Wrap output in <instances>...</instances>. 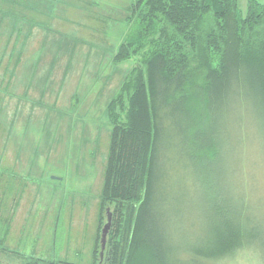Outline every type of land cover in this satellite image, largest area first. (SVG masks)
Listing matches in <instances>:
<instances>
[{"label": "trees", "instance_id": "16d2710c", "mask_svg": "<svg viewBox=\"0 0 264 264\" xmlns=\"http://www.w3.org/2000/svg\"><path fill=\"white\" fill-rule=\"evenodd\" d=\"M129 12L130 33L113 61L138 65L106 108L111 132L92 264H101L100 228L111 208L104 264H219L244 250L264 261V214L251 210L249 184L239 198L228 182L223 194L216 183L231 115L250 113L264 135V4L247 0L242 12L239 0H133ZM172 161L186 184L180 203L163 183ZM196 200L206 229L191 243L178 219Z\"/></svg>", "mask_w": 264, "mask_h": 264}, {"label": "rangeland", "instance_id": "374dc122", "mask_svg": "<svg viewBox=\"0 0 264 264\" xmlns=\"http://www.w3.org/2000/svg\"><path fill=\"white\" fill-rule=\"evenodd\" d=\"M132 3L0 0V241L17 264L93 263L111 132L106 108L138 65L113 61L130 33ZM239 6L245 12L247 0ZM230 118L217 188L223 194L228 182L240 198L249 184L245 194L260 216L264 135L250 113ZM173 165L164 163L163 183L176 189L180 203L186 184H180L177 161ZM232 166L238 168L231 176ZM192 206L178 219L183 240L191 243L206 229L201 202ZM111 211L100 228L101 264L109 253V234L104 251L101 235ZM263 263L259 253L244 250L219 264Z\"/></svg>", "mask_w": 264, "mask_h": 264}, {"label": "water", "instance_id": "95a60500", "mask_svg": "<svg viewBox=\"0 0 264 264\" xmlns=\"http://www.w3.org/2000/svg\"><path fill=\"white\" fill-rule=\"evenodd\" d=\"M111 224H112V214L109 213V215H108V223L105 225L104 229L102 230V235H101V248H102V251H104L105 248H106V239H107V236H108V234L110 232Z\"/></svg>", "mask_w": 264, "mask_h": 264}, {"label": "crops", "instance_id": "0c3cea01", "mask_svg": "<svg viewBox=\"0 0 264 264\" xmlns=\"http://www.w3.org/2000/svg\"><path fill=\"white\" fill-rule=\"evenodd\" d=\"M3 241H0V264H15V260L10 255L4 253L5 250H1ZM16 259V258H15ZM17 261V260H16ZM17 264V263H16Z\"/></svg>", "mask_w": 264, "mask_h": 264}]
</instances>
